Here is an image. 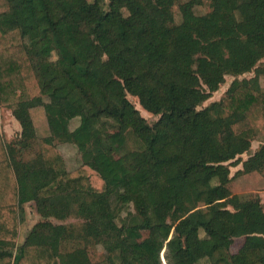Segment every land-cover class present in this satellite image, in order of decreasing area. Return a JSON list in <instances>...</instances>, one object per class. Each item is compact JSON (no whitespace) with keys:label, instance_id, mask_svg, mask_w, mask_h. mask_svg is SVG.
Returning <instances> with one entry per match:
<instances>
[{"label":"trees","instance_id":"16d2710c","mask_svg":"<svg viewBox=\"0 0 264 264\" xmlns=\"http://www.w3.org/2000/svg\"><path fill=\"white\" fill-rule=\"evenodd\" d=\"M205 1L211 9L197 14ZM263 59L264 0H0V107L22 128L18 146L6 144L0 126V264H71L90 244H102L110 264H161L164 247L168 264L264 263V204L232 195L224 164L251 147L247 125H232L264 116ZM252 70L220 102L197 109L226 75ZM129 94L160 116L153 125ZM37 106L50 128L45 141L76 144L84 166L68 170L60 155L23 158L36 139ZM260 151L241 173L264 171ZM113 197L135 209L120 226ZM28 203L43 220L14 252L17 206ZM60 206L83 223H53Z\"/></svg>","mask_w":264,"mask_h":264},{"label":"rangeland","instance_id":"374dc122","mask_svg":"<svg viewBox=\"0 0 264 264\" xmlns=\"http://www.w3.org/2000/svg\"><path fill=\"white\" fill-rule=\"evenodd\" d=\"M92 1V0H89ZM184 1V0H183ZM209 2L205 1V3L201 6L196 7L197 14H204L210 10ZM175 21L176 24H179L182 20L181 11L179 9V3L175 4L173 7ZM173 36L176 39H179L183 36L182 31L175 30L173 31ZM53 58L55 59L56 56L54 55ZM257 66H261L264 69V59L258 63ZM256 74L255 70L251 72L234 76V75H226L225 81L220 85L219 89L216 91H210L211 96L205 100L201 105L198 106V110L204 109L214 103L220 102L227 93V90L236 80H243L249 79L254 77ZM260 85L261 88L264 90V73L260 76ZM37 78H34L30 81L31 89L30 93L32 97H37L40 95L39 88L35 87ZM206 88V85H204ZM128 98L131 102L139 109L141 115L147 120L150 125H153L158 119L159 115H156L147 109H145L139 101L137 96L128 95ZM47 100V99H46ZM230 112H224L222 116L227 117ZM31 115L33 118V122L35 124V132H36V139L32 142V145L27 149L25 153H23V158L25 160H33L36 158L37 155H44L45 157H53L60 155L63 157L65 166L68 170H75L78 167L84 166L83 158L79 149L76 144L71 142H64L60 140H55L51 144L47 143L45 140L47 137L50 136V128L47 121V117L45 114V110L43 106H37L31 108ZM239 119V118H238ZM79 119L75 118L70 122V128L74 129L79 125ZM244 123V124H243ZM246 127L249 137L251 138V147L249 150L245 151L244 153L238 155L236 158L225 162L224 164L230 167V181L228 183V187L232 195H240L241 197L245 196H257L261 198L264 204V171H253L250 173H241L240 171L243 170V162L250 159L251 156L255 155L260 149L264 151V116L262 111H258L254 116L250 118H246L243 120H237L236 123L232 125L234 131L238 132L241 128ZM0 126H1V133L2 136L8 145L9 142L12 141L15 145L20 146V141H22V128L20 123L17 121L15 116L13 115V111L10 108L1 106L0 107ZM116 132V131H115ZM18 146L16 148L20 149ZM87 167V166H86ZM15 174L18 177L23 176L26 173L25 166H17L15 167ZM92 178L95 184L98 187H102L103 180L99 177L96 171L91 170ZM112 204H114L116 208V223L117 225L123 224L127 216L129 215L130 211L135 212L133 205H123L117 203L116 197H113ZM18 207V214L21 218L19 229L21 231V239L24 240L28 232L31 228L36 224L38 221H42L43 218L37 212L35 205L33 203H28L24 207ZM233 209V206H230ZM69 209L67 206H60L57 208L56 215L50 220L56 224H74L79 226V224L83 223V219L77 218L75 216H68ZM114 233L117 234V228L114 227ZM148 237V232H143V237L141 242L143 244L146 243ZM23 242V241H22ZM243 239L238 238L235 240L233 244V252H235L238 248H240V244H242ZM20 243L15 241V245L12 249L15 252V248L19 246ZM54 250L58 251V243H53ZM88 252L86 254H82L79 257L75 258L71 264H110L108 260V252L106 251L105 247L102 244H90L88 246ZM166 247L163 248L161 251V264H168L166 258Z\"/></svg>","mask_w":264,"mask_h":264},{"label":"crops","instance_id":"0c3cea01","mask_svg":"<svg viewBox=\"0 0 264 264\" xmlns=\"http://www.w3.org/2000/svg\"><path fill=\"white\" fill-rule=\"evenodd\" d=\"M21 235V231H20V229H19V233H18V237H17V241H18V243H20V244H22L23 242L22 241H24V240H22L20 237ZM19 245V244H18ZM241 245L242 244H240V247H241ZM18 247V246H17ZM17 247L15 248V251H16V249H17ZM233 248V247H232ZM239 249V248H238ZM238 249L236 250V251H238ZM233 251V250H232ZM235 251V252H236ZM243 264H264L262 261H257V262H255V261H252V260H249V259H245L244 260V262H243Z\"/></svg>","mask_w":264,"mask_h":264}]
</instances>
